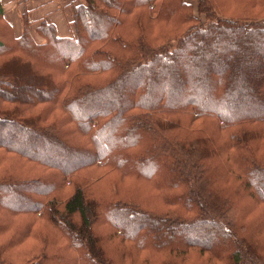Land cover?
I'll return each mask as SVG.
<instances>
[{
    "label": "rangeland",
    "instance_id": "obj_1",
    "mask_svg": "<svg viewBox=\"0 0 264 264\" xmlns=\"http://www.w3.org/2000/svg\"><path fill=\"white\" fill-rule=\"evenodd\" d=\"M157 1L159 5L164 2L163 0ZM171 1L172 0H168L169 3H171ZM177 1L186 9L185 11H187L189 15L197 16L200 19L203 18L204 13H201L199 9H197L196 0ZM257 1L258 0H203L199 2V8L203 12L210 8L209 11L213 10L218 18L221 16L230 18L262 17L264 16V7L257 4ZM260 1H262L263 4L264 0ZM83 2V0L12 1V9L14 8L20 11L18 19L21 18L19 26L22 24V33L24 30V17H26L27 21L30 23L29 26H27V30L32 41L29 43L46 46L44 48L45 54H39L40 56L35 57L37 63L41 65L42 68H44V66L58 67L64 64L63 69L65 70L67 62L64 60L56 63V56L50 55L49 46L51 42L48 40L47 34L41 32L46 31L41 30V22L47 21L54 24L50 18H46V14L56 15V13L62 11L69 16L68 20H65L66 30L68 31L66 34L60 33V36H58L55 31V36L56 38L74 37L75 28L72 21L74 8ZM194 4L195 6L193 7ZM170 8L171 7H164V11L167 12ZM151 9L152 5L149 6L148 10ZM141 11L142 10L139 9V12ZM31 13L43 15L36 27H32L33 22L30 20H32L33 17L31 18ZM118 16L121 17L122 13H118ZM198 21L200 22V20ZM95 22H97V20ZM88 26L92 27L90 25ZM0 27H3L1 23ZM45 27L46 26H44L43 29ZM53 27L55 29V25H53ZM126 27V25H123L120 27V30H124ZM180 27V23H173L172 21H159L153 23V19H151L147 25L146 20L143 24L139 22L136 25L135 31L133 32L132 30L130 33L136 36H143L144 34L149 41H152L147 42L150 45H148L149 49L147 51L144 50L146 52L142 50L143 54L142 52L137 54L140 55L139 58L142 57L141 61L146 62L155 52V47L158 45L156 39L159 40V44L166 40V38L174 39L170 35L177 32ZM144 28H146V32H144ZM139 29L143 32L138 31ZM8 33L10 38L3 40L5 43L12 39L11 36H14L12 34L10 36L11 32L9 29ZM36 36L42 38L43 41H38L35 38ZM122 39L126 42V38ZM176 41L177 40H173L172 49L168 50V52L176 48ZM151 48L152 51H149ZM97 49L101 53V56L106 59L104 65L109 63L104 67L100 66L102 70H105L102 71L104 72L102 77H106L109 83L119 77L116 71H122V74L131 71L132 74L129 75L128 79L121 80L122 82H120V85L117 87H108L104 92L99 94L98 98L91 99L92 101L99 100L96 104H93L95 107L104 108L107 105H116L118 101L121 100L124 108L127 106L125 109L126 111L134 105L141 104L139 100L143 92L145 97L149 95L152 96L150 99H146L144 103L158 100L162 97L161 90L164 85L160 84H162L163 81L169 84L168 90L170 89V93H168V95L174 98L177 97L174 101L188 98L197 99L198 101L204 98L207 100L206 96L213 95L212 92H210L212 89L209 91L205 84V79L208 76L210 77L211 70H202L199 74L193 72L191 74L187 73L185 69L186 67L188 68V66H186L188 65L186 64L188 63V57L186 58L184 55L174 59L177 67L172 70L168 67L171 63L161 62V67L156 63L153 67H150L151 69L149 68L150 74L136 76L138 72L135 71V68H132V70L128 68V65H131L134 61L132 59L128 60L129 55H126L128 59H121L120 62H116L115 60L107 59L109 55L111 56V51L109 50L108 52L106 50L104 43L103 45L99 44L97 48L94 47L95 51H97ZM41 50L39 51L41 52ZM92 51L93 50H91L90 53H92ZM115 51L117 50L115 49ZM189 55L191 56L193 54L189 53ZM248 55L250 57L253 56L252 53ZM262 55L264 57V54ZM195 56L197 60H200V58H198L199 55ZM213 57L214 56H206V61H209ZM164 59H168V57ZM178 59L180 60L178 61ZM98 64L103 63L100 62ZM100 67H98V69ZM124 67L125 70H122ZM254 67L255 64L249 62L246 64V68L253 69ZM261 67L264 70V65ZM12 69L11 71H14L18 77L27 79L25 83H19L17 80L18 86H26V84L28 86V84L34 82L32 81L34 76L29 68L14 64ZM77 69L79 68L77 67ZM195 69H197L196 66ZM73 70H75V66L71 69V73ZM153 72L154 74L156 72H162L163 81L158 80V82L156 81L153 85V81L155 80V78L152 80ZM58 74L60 78L58 81L64 83L61 72H58ZM77 74H80L79 70L73 72L74 76H77ZM92 75L93 79L100 78L97 73ZM35 79L37 82H42L41 78L36 77ZM177 84L180 86H177ZM186 85L192 88L188 87L187 89ZM137 86L142 87H139L142 91L141 94L138 93L136 95L135 88ZM34 89L35 88H33V90ZM240 91L243 95L241 98L242 102L239 101L240 105L234 108L238 114L244 110V104H247L249 97L254 93L251 89H243ZM210 98L214 100L212 96H210ZM211 99L208 101V104H211ZM226 100H228V98H226ZM50 101L52 102V100ZM50 101L36 103V105L31 107V110H29L30 112L22 113V106L10 105L0 100L1 109H8L7 112L3 114H10V116H12H5L4 119H8V124L7 126H0V142L9 143L12 141L13 144L21 146L22 149L32 157L41 158L40 160L54 164V166L57 165L60 169L71 168L70 170L72 171L70 175L68 174L66 179L62 178V182H58L57 186L49 182H37L26 188H13V191L10 189L8 193L10 194V197L8 195V200H5L7 195L0 194V227L3 228L0 231V264H98L92 256H100L101 251L91 246L89 242L86 245L85 239L80 236H72V240L68 238V232L66 231L67 225L62 222L59 227L57 222H55V225L49 222V216L46 215L48 212L45 209L30 214L21 212H18L19 214L14 213L20 206L25 205V207L28 206L32 208L33 205L24 204L22 198L29 197L30 192H35L34 190L49 194L46 201L53 197L55 201H58L56 202L58 208L63 211V205L66 200L73 195L77 187L85 194V200L88 202L87 204L97 207V214L95 219H92L91 223V234L98 238L99 244L101 243L104 259L108 261L106 264H232L234 260H231V258L233 259L234 256L229 255V252L232 251L234 247L233 244L231 245V249L228 250L227 247V249L223 250V241L226 243L230 239L238 242V247L242 252L240 253L239 257L241 258L238 264H264V202H260L257 197H253L254 195L249 193L248 185H245V183L241 181V177L236 175L235 171H227L226 160L231 164L229 156L217 157L216 160H208L209 165L213 163L211 166L214 165V161L216 165L219 162L218 164L225 166H222L219 171H216L217 174L215 175L210 176L205 174L202 180H205L204 182L199 179L198 175L200 174L194 175V172H183L174 177L164 178L158 173L159 170H156L153 175L149 174L146 171L147 169H151L149 165H145L141 168L136 162H129V159H125L126 153H128V151L135 152L136 150H141L138 146H140L142 140L135 141L133 145H123V142L121 144L122 147H119V152L114 155L115 160L106 159V157H108L106 154L104 155V161L99 160L92 162V164H84V162L93 155V150L95 151V148L85 135L82 136L75 132L77 123L69 110H66L67 112L64 113L59 110L62 109V106L56 108L53 105L55 113L45 114L40 112L38 115L40 119L37 118V111H48L47 108L51 104ZM150 104H153V106L145 105L146 108L142 106L143 110L137 109L140 114L146 116L144 118L145 120L142 121L143 123L146 124L145 121L149 123L148 119H150L154 127L153 129H155L157 127V121L172 119V111L163 109L162 103L159 104L155 101ZM155 104L158 105L155 106ZM53 107L51 109H53ZM256 110L259 111L257 105L251 104L247 111H249V113H254ZM30 113L34 115L31 116ZM1 115L2 114H0V116ZM27 117H30L32 122L38 124L40 128L43 126L42 129L46 134L40 132L38 129L34 131V129H26L24 127L26 130H23V125L21 126L20 123H18V119L22 121ZM214 120L215 119L196 118L195 114H192L181 119V127L188 131L201 130L205 127H209L214 130L217 136L218 134L224 136V133H220L221 129H219L222 123H217ZM50 126L58 131L60 130V136L53 134ZM117 126L118 125H114L112 132L115 139L118 131L122 132V128L119 127V130H117V132L115 131L118 129ZM12 127L16 129L14 130ZM47 129L50 132H48ZM146 129V134L153 137V129L147 125ZM173 132L176 133L175 131ZM80 141L84 142V145L79 146ZM110 151L111 148H108V152ZM232 153L233 152H231V154ZM120 154L122 158H124V161L118 160V155ZM255 155L257 157L258 154ZM232 156L234 157V155ZM15 157H17V155L13 156V158ZM17 158L18 159L15 161H10L8 159L0 160V173H3L0 175V179L4 180V182H8L7 178L10 177V175L16 177V175L21 172L26 174L28 172L31 174L47 171L46 167H43L35 161L25 160L23 157L19 156ZM84 165L86 166L82 167ZM32 181L34 182V180ZM261 183L262 186L257 190L264 193V179ZM11 187H13V185H11ZM215 208L218 209L216 212H214ZM119 211H121L122 214L116 219L120 224H124L125 227H118L115 219H113L116 217L115 214H118ZM49 214L52 215V213ZM71 217L74 219V224L78 225L75 223V220H77L76 214L71 215ZM65 219L67 220V218ZM194 219L198 221H193ZM222 220L230 228L232 238L222 233L223 241H220L218 240L220 239L218 234H216V238H214V231H216V224L219 225V222H222ZM209 222L215 225L211 227L205 225ZM192 224L195 225L189 227V225ZM177 227H180V232H178V234L173 233L174 229ZM185 227H188L186 230L187 233L183 234L181 231H183ZM152 228L153 231L147 232V230ZM171 235H174V240L171 242L172 244L170 241H165V236L170 238ZM246 238L256 244L249 247V242ZM212 239H216L217 241L210 243ZM193 243H197V247L192 245ZM253 244L254 243H252V245ZM208 245L213 248H221L220 250H223L228 255H225L223 251H221L220 254L212 253L213 251L210 252L208 250L199 251L200 249L198 247ZM167 246H170V248L168 249ZM172 247L175 249H184L186 251L177 252L172 250L174 249ZM187 248L189 249L187 250ZM245 249L247 251H245ZM89 251L92 256L89 254ZM250 255L260 262L254 260Z\"/></svg>",
    "mask_w": 264,
    "mask_h": 264
},
{
    "label": "trees",
    "instance_id": "obj_2",
    "mask_svg": "<svg viewBox=\"0 0 264 264\" xmlns=\"http://www.w3.org/2000/svg\"><path fill=\"white\" fill-rule=\"evenodd\" d=\"M83 1V3L74 8L72 18L75 28L74 37L56 38L53 24L47 21H42L40 24L42 26L41 30H46L45 32H41L47 34L48 40L51 42L49 46L50 55L56 56V63L65 60V62H67L65 70L63 69L64 64L58 67H46L43 65L44 68H42V66L37 63L35 57L40 56L39 54H45L44 48L46 46L29 43L32 40L27 30V26H29L30 23L27 21L26 17H24L23 33L17 38L11 36L12 33H10L12 39L7 41V43L3 42L6 38H10L8 29L10 32L11 29L9 24L3 20L2 7L0 4V23L3 25L2 28L0 27V87L4 88V90L0 88V100L10 105L22 106V113L30 112L29 110H31V107L36 105V103L52 100L55 104L50 101L51 104L47 108L48 111H37L38 119H40V116L38 117L40 112L45 114L55 113L54 107L58 108V106H62L63 110H59L64 113L67 112L66 110H69L77 123L75 132L82 136L85 135L95 148V151L93 150V155L84 162V164H92V162L99 160L104 161V155L106 154L108 155L106 159L115 160L114 155L119 152V147H122L121 144L123 142V145H133L135 141L142 140V143L138 146L141 150H136L135 152L128 151V153L125 152L127 154L125 159H129V162L134 161L139 164L141 168L145 165L151 166V169H147L146 171L152 175L156 170H159L158 173L164 178L174 177L183 172H194V175L200 174L198 176L202 181L205 174L210 176L215 175L217 174L216 171H219L222 166H225L218 164L219 162L216 165L215 161L214 165L211 166L213 163L209 165L208 160H216L217 157L229 156L231 164L226 160L227 171H235L236 175L241 177V181H243L245 185H248L249 193L253 194V197H257L260 202H264V193L257 190L262 186L261 182L264 179V70L261 67L264 65V57L262 55L264 54V16L252 18H230L221 16L218 18L213 10L209 11L210 8L205 12L200 10L199 2L203 0H196L197 9H199L201 13H204L202 19L191 14L189 15V13L185 11L186 9L181 6L177 0H172L171 3H169L168 0H163L164 2L160 5L157 0ZM257 4L264 7V2L262 4L260 0L257 1ZM150 5H152V9L148 10ZM194 6L195 4L193 7ZM164 7L171 8L166 12L164 11ZM139 9L142 11L139 12ZM118 13H122V16H118ZM151 19H153V23L159 21L180 23L181 27L177 32L170 35L174 39L166 38V40L160 44L158 42L159 40L156 39L158 45L155 47V52L146 62H142V57L139 58L140 55L137 54L142 52V50L146 52L149 49L148 45H150L147 42L152 41H149L144 34L143 36H136L132 35L130 32L132 30L133 32L135 31L136 25L139 22L143 24L146 20L147 25ZM96 20L97 22H95ZM198 20H200V22ZM123 25L127 26L126 29L120 30V27ZM44 26L46 27L43 29ZM138 31L143 32L141 29ZM144 32H146V28H144ZM122 38H126V42H124ZM173 40H177L175 45L176 48L168 52V50L172 49ZM103 43L106 50L108 52L109 50L111 51V56L109 55L107 59L120 62L121 59H128L126 55H129L128 60L132 59L134 61L131 65H128V68H130V70L135 68V71L138 72L136 76L148 74L151 69L150 67H153L156 63L161 67V62L171 63L168 67L172 70L177 67L174 59L184 55V57H188V63H186L188 64L186 65L188 68L186 67L185 69L187 73L191 74L193 72L199 74L202 70H211L210 77L206 76L205 84L209 91L212 89L210 92H212L213 95L206 96L207 100L204 98L198 101L197 99L188 98L174 101L177 97L174 98L168 95V93H170V89L168 90L169 84L162 80L163 73L156 72L154 74L153 72L152 80L155 78L153 85L156 81L158 82V80L163 81L160 85H164L161 90L162 97L158 100H153L151 102L146 101L148 103H144L146 99H150L152 96L149 95L145 97L143 92L139 100L141 104L137 103L138 105H134L126 111L125 109L127 106L124 108L121 100L118 101L116 105H107L104 108L95 107L93 104H96L99 100L92 101L91 99L98 98L99 94L104 92L108 87H117L120 85V82L126 78L128 79L129 75L132 74L131 71L126 74H122V71H116L119 77L110 83L106 77H102L104 73L102 71L105 70H102L100 66L104 67L109 63L104 65L106 59L101 56L98 49L95 51L94 47L97 48L99 44L103 45ZM115 49L117 51H115ZM39 50H41V52ZM91 50H93L92 53H90ZM149 51H152V48ZM189 53L193 55L190 56ZM251 53L253 54L252 57L248 55ZM195 55H199L198 58H200V60H197ZM208 55L210 57L214 56L215 58L213 57L209 61H206V56ZM166 57H168V59H164ZM179 60L180 59H178V61ZM100 62L103 64H98ZM248 62L255 64V67L253 69L246 68ZM14 64L29 68L34 76V79H32L34 82L28 84V86L27 84L26 86H18V82L25 83L27 79L18 77L14 71H11ZM74 66L75 70H73V72L77 70L80 71V74H77V76H74L73 72L71 73V69H73ZM195 66L198 70L195 69ZM77 67L79 69H77ZM98 67L100 68L98 69ZM122 70H125V67L122 68ZM58 72H61L64 83L58 81L60 80ZM94 73L99 74L98 76L100 78L93 79L92 74ZM36 77L41 78L42 82H37L35 79ZM140 86L135 88L136 95L138 93L141 94L142 90L139 89ZM177 86L180 85L177 84ZM186 86L188 89L189 85ZM33 88L35 89L33 90ZM243 89H251L254 93L249 97L247 104H244V110L238 114L234 108L240 105L239 101H241L243 97L240 90ZM210 96H212L214 100L211 99ZM208 98L211 99V104H208L210 100ZM226 98H228V100H226ZM155 101L159 104L162 103L163 109L172 111L173 117L172 119L157 121V127L153 129L154 127L150 119H148L149 123H147V121H145L146 124L142 122L145 120L144 118L146 116L140 114L137 109L143 110L142 106L145 107V105L153 106V104L150 103ZM251 104H256L259 111L256 110L254 113H249L247 110ZM157 105L155 104V106ZM52 107L53 109H51ZM7 110H2L0 107V114H2L0 116V126H7L8 119H4L5 116L12 117L10 114H3L7 112ZM30 114L31 116L34 115L32 113ZM192 114H195L196 118L215 119L214 121L217 123H222L219 129H221L220 133H224V136L219 134L217 136L214 130L209 127H205L201 130L189 131L183 129L181 127V119ZM18 123H20L21 126L23 125V130L25 128L34 129V131L38 129L40 132L44 133L42 129L43 126L40 128L38 124L32 122L30 117L24 118L22 121L18 119ZM114 125H118L117 128H122V132L118 131L116 139L112 135ZM146 125L153 129V137L146 134ZM12 128L14 130L16 129L15 127ZM119 128L115 131L117 132ZM51 129L53 134L60 136V130L58 131L52 127ZM47 131L50 132L48 129ZM81 145H84V142L80 141L79 146ZM107 147L111 148L110 152H108ZM231 152L233 153L231 154ZM255 154H258L257 157ZM16 155L17 157H23L25 160H32L41 164L43 167L47 168V171L31 174L28 172L27 174L21 172L17 174L16 177L10 175V177L7 178L8 182H4V180L0 179V194L7 195L5 200H8V195L10 197V194H8L10 189L13 191V188H26L37 182H49L57 186L58 182H62V178L66 179L68 174L70 175L72 173L70 170L71 168L60 169L57 165L54 166V164L40 160L41 158L32 157L23 150L21 146L13 144L12 141L9 143L0 142V160L8 159L10 161H15L18 158H13V156ZM232 155H234V157ZM118 160L124 161L121 154L118 155ZM85 166L86 165L82 167ZM2 174L3 173H0V175ZM32 180H34V182ZM11 185H13V187H11ZM34 191L35 192H30L29 197L22 198L24 204L33 205L32 208L28 206L25 207V205L20 206L14 211L15 214L18 212L30 214L45 209L48 212L46 215L49 216V222L54 225L55 222H57L59 227L61 226L60 223H65V225H67L66 231L68 232V238L72 240V236L75 235L82 237L85 239L86 245L89 242L91 246L101 251L100 256H92L89 251L92 258H95L98 264L108 263L107 259H104L101 243L99 244L98 238L91 234V223L92 219H95L97 214V207L87 204L88 202L85 200V194L80 188L77 187L73 195L66 200L62 207L63 211L58 208L56 205L58 201H55L53 197L46 201L49 194L41 193L39 190ZM217 210L218 209L215 208L214 212ZM49 213H52V215ZM74 214H76L77 217L75 223L78 225L74 224V219L71 217V215ZM120 214H122L121 211L115 214L116 217L113 219H115L118 227H125L124 224H120L116 219ZM65 218H67V220ZM196 220L197 219H194L193 221ZM193 225L195 224L189 225V227ZM205 225L211 227L215 224L209 222ZM216 226V231H214L215 233L213 232L214 238H216V234H218L220 236L218 240L223 241L222 233L232 238L230 228L223 220L219 222V225L216 224ZM180 227L175 228L173 233L178 234V232H180ZM187 228L188 227H185L181 232L186 234ZM2 229L3 228L0 227V231ZM151 231H153V228L147 230V232ZM165 237V241H170V243L174 240V235H171L170 238H167V236ZM246 240L249 242V247L256 244L251 240L249 241L248 238H246ZM215 241L217 240L212 239V242H209L213 243ZM223 243V250L227 249V247L228 250L231 249V245L233 244L234 247L232 251L229 252V255L235 257H233V259L231 258V260H234L232 264H238L241 258L239 257L240 253H242L238 247V242L230 239L226 243L223 241ZM252 243L254 244L252 245ZM192 245L196 246L197 243H193ZM167 248L169 249L170 246H167ZM198 248L200 249L199 251L208 250L210 252L213 251L212 253L219 254L223 251L220 250L221 248H213L210 245L200 246ZM188 249L189 248H187V250ZM172 250L177 252L186 251L178 248ZM245 251L247 250L245 249ZM225 255L228 254L225 253ZM251 257L259 261L255 257Z\"/></svg>",
    "mask_w": 264,
    "mask_h": 264
},
{
    "label": "crops",
    "instance_id": "obj_3",
    "mask_svg": "<svg viewBox=\"0 0 264 264\" xmlns=\"http://www.w3.org/2000/svg\"><path fill=\"white\" fill-rule=\"evenodd\" d=\"M12 1L14 2L16 0H0L2 4V17L3 20L9 24L12 35H14L15 37H19L22 33V24L19 26V21L21 18L18 19V14L20 11L14 8L12 9ZM42 16L43 15H35L31 13V18L33 17L32 20H30L31 22H33L32 27H36L39 24L40 18ZM46 18H50L52 20V22L54 23L53 25H55L56 34L58 36H60V33H67L68 30H66L65 20H68L69 16L66 13L60 11L56 13V15L46 14ZM35 38L38 41H43L42 38L38 36H36Z\"/></svg>",
    "mask_w": 264,
    "mask_h": 264
}]
</instances>
